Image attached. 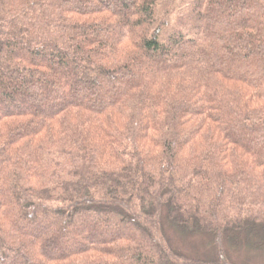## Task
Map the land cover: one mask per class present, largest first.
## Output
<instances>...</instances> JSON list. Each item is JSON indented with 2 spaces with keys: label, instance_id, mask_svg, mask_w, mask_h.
<instances>
[{
  "label": "trees",
  "instance_id": "16d2710c",
  "mask_svg": "<svg viewBox=\"0 0 264 264\" xmlns=\"http://www.w3.org/2000/svg\"><path fill=\"white\" fill-rule=\"evenodd\" d=\"M254 1L0 0V264L264 250V3L232 19Z\"/></svg>",
  "mask_w": 264,
  "mask_h": 264
},
{
  "label": "rangeland",
  "instance_id": "374dc122",
  "mask_svg": "<svg viewBox=\"0 0 264 264\" xmlns=\"http://www.w3.org/2000/svg\"><path fill=\"white\" fill-rule=\"evenodd\" d=\"M263 3H264V0H255L253 5L247 9H244L241 11H236V10L233 11L232 10L233 22L239 21L241 19V17L246 16V15H248L249 20L255 19L256 15L261 12V6ZM218 8L220 10L224 9V7H218ZM221 24L225 25L226 23L221 21ZM216 31H220V30L217 29ZM25 51L26 50H24L23 52H25ZM61 74L62 73H60L59 75H61ZM59 83L61 84L60 81H59ZM32 91H33L32 95H34V94L39 95V94H42L44 92V90L43 91L32 90ZM30 94H31V91H30ZM19 104L21 106L25 107V105L22 102ZM19 104L17 103V105H19ZM10 108H14V105H11ZM260 142L261 141L258 138H256V142H253L254 143L253 146L257 147ZM78 225H79V223L76 222L75 226L77 227ZM87 228H89L88 224H87ZM80 231H82V230H80ZM126 231L130 232V229L127 228ZM169 231L173 237V241H174L175 245H177V247L182 249L181 251L183 253L187 254V256H192V255L196 254L197 250L199 251L198 255H200L202 258L203 257H210L214 254L215 243L212 239H210V238L208 239L207 237H204L203 235H197V234L186 236L184 234H181V232H178L174 228H170ZM113 232L114 231H111V234H115ZM81 234L82 233L79 231H77L76 233H73L71 235V240L81 237L82 236ZM68 246L69 245L66 244L65 246H63V248H66ZM245 248L250 250V248H248V247H245ZM247 249H244L243 251H239V252H233V248H232V251H231L232 257L234 259H236L239 263L264 264V250L257 251V253H250V252H248ZM215 252H216V250H215ZM243 253H245L244 256L248 259L239 260L238 258L242 259L241 257L243 256Z\"/></svg>",
  "mask_w": 264,
  "mask_h": 264
}]
</instances>
